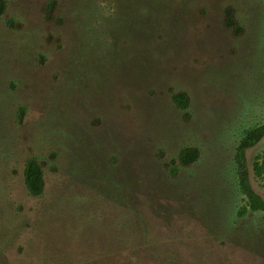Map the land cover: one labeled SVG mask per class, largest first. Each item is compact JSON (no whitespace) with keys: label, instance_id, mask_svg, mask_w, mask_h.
Here are the masks:
<instances>
[{"label":"rangeland","instance_id":"1","mask_svg":"<svg viewBox=\"0 0 264 264\" xmlns=\"http://www.w3.org/2000/svg\"><path fill=\"white\" fill-rule=\"evenodd\" d=\"M173 2L121 44L123 65L79 73L76 1L0 0V264H264L234 163L264 123V0ZM95 5L106 19L118 3ZM263 154L264 137L245 154L262 199Z\"/></svg>","mask_w":264,"mask_h":264},{"label":"trees","instance_id":"2","mask_svg":"<svg viewBox=\"0 0 264 264\" xmlns=\"http://www.w3.org/2000/svg\"><path fill=\"white\" fill-rule=\"evenodd\" d=\"M74 1L77 3L75 17L77 15L78 18H85L84 25L78 33L79 36L83 35L84 39L81 44L82 46L84 44V47L77 49L76 54H73L74 61L72 66H75L76 71H79V73L84 71L85 68L88 69L89 64L92 73L98 70L102 72L108 66H116L117 68L123 65L124 52L121 44L125 43V40L131 41L129 37L134 33V30L146 27L149 18L152 20L156 19L157 15L153 13L154 11L158 12L157 9H159L161 12H165L161 4L169 3V0H117L118 6L115 14L110 18L104 19L98 6L95 5L96 0ZM172 1H174L173 3H183V0ZM229 19L230 21L227 23L233 26L234 21L231 17ZM155 25L148 24L147 26H151L152 30H155L153 28ZM95 34H99L102 37L99 38ZM92 35L98 37L99 41L95 42V39L91 38ZM136 45L138 44L136 43ZM90 46H92V49L93 47L97 48L96 55L92 61H89L87 57V53L93 51ZM138 48H142V43H140ZM96 85L98 84L92 86ZM177 102L181 108L187 104L186 100L180 97ZM21 111H24V108H21ZM263 137L264 123L247 128L244 130L235 149L236 179L239 191L245 197L247 205V208L242 211L243 214L247 210L264 214V199L255 192L251 185L249 169L245 159L246 151L255 146ZM195 154L196 152L192 149H183L179 155L180 161L184 163L190 162V159H194ZM252 169L255 176L264 183V154L255 157ZM24 183L31 196L37 197L43 193L44 171L37 158L27 160L24 167Z\"/></svg>","mask_w":264,"mask_h":264}]
</instances>
